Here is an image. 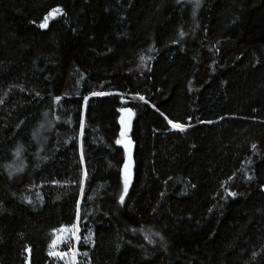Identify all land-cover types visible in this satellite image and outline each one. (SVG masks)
<instances>
[{"label":"trees","instance_id":"16d2710c","mask_svg":"<svg viewBox=\"0 0 264 264\" xmlns=\"http://www.w3.org/2000/svg\"><path fill=\"white\" fill-rule=\"evenodd\" d=\"M78 209L79 264H264V0H0V264Z\"/></svg>","mask_w":264,"mask_h":264},{"label":"snow or ice","instance_id":"6c2138e0","mask_svg":"<svg viewBox=\"0 0 264 264\" xmlns=\"http://www.w3.org/2000/svg\"><path fill=\"white\" fill-rule=\"evenodd\" d=\"M199 3L200 0H196V6L199 7ZM56 14H62V10L59 8L53 9L47 16H45L43 18V22L39 25L40 28L44 29L48 27V22H49V17L50 16H54ZM183 35V33H182ZM93 96H104V95H108L107 93L104 92H93L92 93ZM141 100H144V97L141 96L140 97ZM59 100V97H57V101ZM85 103H87V98H85ZM122 112H125L127 114V121H125L123 118L121 119V124L124 125L123 130L121 131L120 135L121 137H126L128 131L130 130V124H131V118L134 115L133 111L131 108H124L121 109ZM169 123H172V121H169ZM172 127L174 129H178L179 131H184L185 130V125L180 124V123H175L172 124ZM81 129H83V122H81ZM117 144H123L126 150V154H127V160L125 162V166H124V194L121 195L119 197V201L121 204L124 203V198L125 195H127L128 192V187L129 184L131 182V175H132V153H131V147H132V141L130 139H118L116 141ZM253 149L256 148V145H252ZM81 158L83 159V153H81ZM85 179L87 178V172H85ZM248 179H251V177H248ZM81 194H83V187H81ZM230 196L235 197L237 194L235 192H229ZM29 203H31V201H29ZM76 223L72 224L70 227L68 226H62L61 228L57 229L56 231L58 233H66L68 234L67 237H65L66 239H74L75 241H79L80 240V236L78 235L80 229H79V221H80V214H79V209L77 210L76 213ZM147 238V237H146ZM62 238L58 235L56 240L52 241V244L50 245V248H52L53 250L49 252L50 256H56V257H60L61 259H63L66 256H69L68 252H60V251H56L55 248L57 246V241L61 240ZM89 240L91 239V237L88 238ZM161 239H163V237H161ZM28 251H30V249H28ZM85 256H87V253H84ZM253 255H255V253H253ZM77 252L75 250H72L71 252V256L69 257V264H79L78 260H77Z\"/></svg>","mask_w":264,"mask_h":264},{"label":"rangeland","instance_id":"374dc122","mask_svg":"<svg viewBox=\"0 0 264 264\" xmlns=\"http://www.w3.org/2000/svg\"><path fill=\"white\" fill-rule=\"evenodd\" d=\"M124 119L125 121H127V119H128V117H127V114L125 113V112H121V117H120V127H121V131L123 130V128H124V125L123 124H121V119ZM131 120H132V118H131ZM129 132V131H128ZM120 139H125V140H127L128 139V133H127V136L126 137H120ZM123 145V144H122ZM123 148H124V150H125V147H124V145H123ZM125 158H126V160H127V154H126V150H125ZM122 178H123V184H124V170H123V172H122ZM62 239L61 240H58L57 241V246H56V248H55V250L56 251H60V248L63 246V245H66V244H68V242L70 241V239H66L65 237H67V235L68 234H66V233H59L58 234ZM57 235V236H58ZM57 239V238H56ZM73 240V247H72V249L71 250H69V251H67L68 253H69V256H66V257H64L63 259H61L60 257H56V256H51V258H55V259H57L58 261H60V262H65L66 264H69V257L71 256V252H72V250H75L76 251V246H77V241H75L74 239H72ZM77 252V251H76Z\"/></svg>","mask_w":264,"mask_h":264}]
</instances>
